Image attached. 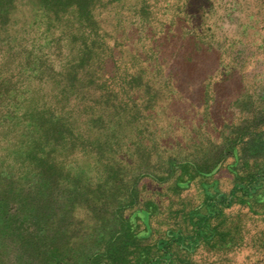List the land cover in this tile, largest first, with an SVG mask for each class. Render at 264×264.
Masks as SVG:
<instances>
[{
  "label": "rangeland",
  "instance_id": "374dc122",
  "mask_svg": "<svg viewBox=\"0 0 264 264\" xmlns=\"http://www.w3.org/2000/svg\"><path fill=\"white\" fill-rule=\"evenodd\" d=\"M29 255L264 264V0H0V264Z\"/></svg>",
  "mask_w": 264,
  "mask_h": 264
},
{
  "label": "trees",
  "instance_id": "16d2710c",
  "mask_svg": "<svg viewBox=\"0 0 264 264\" xmlns=\"http://www.w3.org/2000/svg\"><path fill=\"white\" fill-rule=\"evenodd\" d=\"M94 23L97 25V22H94ZM222 161H223V160H220V163H222ZM43 209H45L46 211L43 212ZM52 209L54 210V207L52 208L50 205H47V204H45V202H44V203H42V205H38V206L36 207L35 211H39V212L37 213L38 216L45 215V216H47V217L50 216V218H51L52 215L49 213V211L52 210ZM63 220H64V218H60L59 223L62 222ZM106 222H107V221L105 220V224L102 225V227H103V229H104L105 232H107V231H106V229H107ZM63 227H64V226H63ZM108 235H109V234H108ZM103 237H105V236L103 235ZM30 252H31V255H32V254H33V255H36L37 258H40V257L42 256V254H41L39 248H37L36 250H31ZM18 255H19V254H18ZM31 255H29V256L25 259V263H27V264H33V263H34V261H33V257H32ZM22 257H24V254H23Z\"/></svg>",
  "mask_w": 264,
  "mask_h": 264
}]
</instances>
